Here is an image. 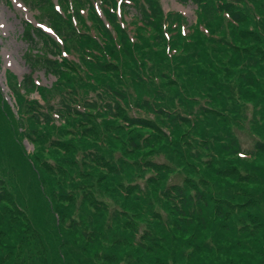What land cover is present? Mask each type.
I'll return each instance as SVG.
<instances>
[{"label": "rangeland", "instance_id": "obj_1", "mask_svg": "<svg viewBox=\"0 0 264 264\" xmlns=\"http://www.w3.org/2000/svg\"><path fill=\"white\" fill-rule=\"evenodd\" d=\"M228 1L243 7L248 22L246 30H253L260 35V39L255 37L253 41L248 38L246 41H232L231 33L235 29L229 16L222 18L210 30L200 26V40L207 46L205 54L217 48V40L226 35L227 41L237 48L229 50L219 45V61L214 80L206 83L225 89L226 97H222L224 95L221 93L203 89V85L198 86L201 89L191 86V77L185 81L177 80L180 73L189 71V66L182 60L186 54L179 39L191 42L195 34L193 27L197 23V15L193 6H182L177 0H160L165 18L181 14L187 22L170 28L167 25L164 37L162 33L140 24L135 19L134 10L129 9L127 14L117 12L119 26L128 36L129 59L126 47L122 50L117 33L97 8L114 37L112 46L116 53L109 56L107 63L116 68V73L102 72L109 65L102 66L105 60L93 50L95 48L90 49L87 45L83 49L88 53L80 54L73 52L76 51L75 46L68 43V52L60 39L63 51L60 60L72 66L60 77L59 74L53 75L45 70L42 61L31 65V56L41 54L24 40V24H31L55 38L47 20L53 13L52 8L49 6L41 12L32 3L34 0H0V73L5 71V85L8 89V93L5 92L0 84V180L7 181L2 189L12 191L9 202L13 200L16 205L13 207L8 204L0 213V255L15 245H22L27 250L41 245L40 231L43 227L38 230L35 221L51 225L57 218V214L50 215L52 206H55L54 200L50 198V205L45 201V195L52 194L57 200L61 197L75 198L79 210L82 206L88 210L95 203L109 210L110 214L116 210L125 214L128 211L127 216L150 229L153 223L137 211L146 208L143 207L144 201L155 205L168 220L167 223L177 222L172 216L171 207L159 197L165 187H185L194 183L205 191L206 184L214 182L225 184L223 188L226 185L232 187L234 184L231 181L228 183L220 178L208 180L210 172H213L210 168L217 166L220 171H225L224 164L231 168L228 169L230 173L238 169L242 174H251L257 161L245 156H218L216 149L207 148L205 139L197 131L205 127L211 139L219 138L221 145L236 140L244 152H251L260 140L254 123L259 121V128L264 132V0ZM51 2L54 10L63 14L75 13L73 0ZM82 16V23L76 17L72 20L68 17V24L75 30L77 40L87 37L93 43H107L103 32L94 25L92 16H88V12L82 13ZM68 24L65 27L71 32ZM238 30L243 38L242 29L238 27ZM9 53L13 54L20 68L10 65ZM133 58L135 63L131 61ZM249 58L262 60L263 70L251 72L247 68ZM203 65H195L196 70L201 68L209 74V68ZM251 75L258 82L257 90L261 91L262 97L257 95L259 91L244 85L243 79ZM197 77L198 73L195 72L193 79ZM68 79L71 80L70 85ZM110 86L128 99L126 114L131 119L152 121L163 133L133 129L123 118L110 117L104 109L106 105L100 111H89L87 104H112L110 93L106 90ZM148 102L151 110L141 107ZM61 104L68 105L75 112L77 110L84 117L75 115L66 122L62 113L50 114V106L57 108ZM203 109L206 114L201 115ZM159 112L182 116L191 122L189 128H183L185 136L182 139L174 136ZM47 117L52 118L54 128L46 125ZM134 143L141 144L143 149L137 151ZM100 155L106 163L125 162L129 170L126 169L122 178L114 177L110 170L92 162L94 157L98 159ZM209 162L211 167L208 166ZM152 164L165 166L164 172L172 171L173 174L163 177L149 169ZM154 180L156 185H153ZM242 188L257 190L248 185ZM234 192L230 195L234 196ZM237 197L239 199L240 195ZM65 206L68 205L61 204V207ZM34 210H39L36 211V217L31 215ZM18 211L26 219H20ZM70 214L68 210L70 219L77 217L75 212L71 217ZM69 223L68 220L66 225ZM3 224L12 225L11 230L16 233L15 241L18 242L8 243L10 237ZM127 253L129 251L124 252L123 256L118 255V258L127 259Z\"/></svg>", "mask_w": 264, "mask_h": 264}, {"label": "trees", "instance_id": "obj_2", "mask_svg": "<svg viewBox=\"0 0 264 264\" xmlns=\"http://www.w3.org/2000/svg\"><path fill=\"white\" fill-rule=\"evenodd\" d=\"M34 1L32 3L41 12L49 6L52 8L53 13L48 16L47 20L50 22V28L54 31L56 39L34 28L31 24H24L25 42L35 47L36 52L41 54L31 56L29 62L34 66L36 63L39 64L38 61H42L45 70L50 71L53 75L59 74L60 77L72 69V66L60 60L63 52L59 42L60 39L68 52L70 50L67 46L68 43L75 46L76 51L73 52L80 54L88 53L83 49L87 45L90 49L95 48L93 50L98 52L105 60L102 66L103 64L109 65L105 70H102L101 66L102 72L116 73V68L111 63H107L109 56L116 53L112 46L114 37L102 20L97 8L102 11L105 20L117 33L122 50L123 47H126L128 59L129 53L126 40L128 36L126 33L124 34L119 26L117 12L121 11L127 14L129 9L134 10L136 12L135 19L140 24L162 33V37H164L163 32L167 25L170 28L172 25L187 23L185 17L181 14H173L165 18L160 0H73L76 14H63L59 10H54L52 0ZM177 1L182 6L196 8L197 15V23L193 27L195 34L191 38L192 41L187 42L185 39H179L186 54L182 60L189 66V71L180 73L177 80L185 81L191 77V86L201 89L198 86L203 85V89H210V91L217 92V94L221 93L224 95L222 97H226L225 89L206 83H212L214 80L219 61V45L228 47L229 50L237 48L227 41L226 35L217 40L218 44L215 45L217 48H213L211 53L205 54L207 46L200 40V26L210 30L222 18L229 16L235 29L231 33L232 41H246V38L253 41L255 37L260 39V35L253 32V30H246L245 25L248 23L246 11L240 4H233L228 0ZM85 12H88V16H92L94 25L98 26L103 32L108 44H99V41L93 43V40L91 41L87 37L77 40L75 30L68 24V17H70V20L76 17L77 21L82 23V13ZM67 24L71 26V32H68L65 27ZM238 27L243 31V38H241ZM185 35L187 36V34ZM246 50L243 49V51ZM90 56H92V53ZM131 61L135 63L134 58ZM197 64H204L203 66L209 68V74L201 68L196 70L195 65ZM261 64L262 60L249 58L247 68L251 72L262 71L263 65ZM93 65L96 67L95 63ZM195 72L198 73V77L193 79ZM70 81V79L67 80L69 85ZM243 83L249 89L257 90L259 87L253 75L244 78ZM32 86L34 87V82ZM106 90L110 93L112 104L100 102L87 104L89 111H100L101 107L106 105L104 109L110 117L123 118L124 121H128L127 124L132 126L133 129L142 128L156 133L162 132L161 128L152 121L141 118L131 119L132 117L126 114V107L129 106L126 96L119 94V91L112 86L106 88ZM260 92L257 95L261 96ZM230 94L232 95L233 91ZM212 99L214 100L213 97ZM183 106H186V104ZM141 107H147L145 108L147 110L152 109L149 102L147 104L143 103ZM63 109H65L64 112H62ZM52 113L56 115L62 113V118L66 122L75 115L84 117L77 110L75 112L68 105L62 104L57 108L50 106V114ZM159 113L168 123L174 136L177 139H182L185 136L183 128H189L191 122L182 116H174L164 112ZM204 114L206 113L203 109L201 115ZM259 124V121L254 123V129H257V136L260 140L257 141L251 152H244L242 146L236 140L230 142L231 145H221L219 138L211 139V134L205 130V127L198 128L197 131L205 139L207 148L216 149L218 156H245L248 159L257 161L258 164L250 171L251 174L246 175L238 172V169L230 173L228 169L231 168H228L227 164H224L226 170L220 171L217 166L211 167V162H209L208 166L211 167L210 169L213 172H210L208 180L213 181L220 178V180H226L227 182L231 181L234 184L232 187L226 185L223 188L225 184L219 185L217 182L206 184L205 191L194 183H190L185 187H165L159 197L171 207L172 216L177 219L176 223H167L168 220L163 217L162 212H159L155 205H152L149 201H144L143 207H146L145 209L137 210L138 213L146 219H150L153 223L150 229H146L141 226L139 221L127 216L128 211L125 214L116 210L110 214L109 210L95 203H92L88 210H85V206H82V209L79 210L75 198L61 197L57 200L52 194L51 196L45 195L44 199L50 205V198L54 200L55 206H52L53 209L51 208L50 215L52 213L57 214V218L55 217L54 224L51 225L50 223L42 225L37 220L35 221L38 230L43 227V230L40 231L42 235L41 245H35L30 250L22 245H15L0 255V264H264V132L259 128ZM46 125L52 128L55 127L52 118L48 117ZM176 143L179 145L178 142ZM134 147L137 151L143 149L141 144L134 143ZM103 158L102 155L98 159L94 157L92 162L99 167L102 166L110 170L114 177L122 178L129 170L125 162L106 163L102 161ZM164 168L166 169L165 166L152 164L149 169L157 174H162L163 177L173 174L172 171L164 172ZM6 182L4 179L0 180V213L8 207V204L16 207L13 200L9 202V198L13 194L12 191L2 189ZM153 185H156L155 180ZM246 185L257 190L248 191L242 188ZM232 191H235L234 196L230 195ZM237 195H240L239 199ZM62 203L68 206L61 207ZM88 204L87 202L86 205ZM40 210L44 213L42 209ZM68 210L71 213L70 217L74 212L77 213V217L70 219L67 215ZM164 210L168 211L169 209ZM36 211L39 210L33 211L31 214L33 217H36ZM17 214L20 219L24 218L21 212L18 211ZM68 220L70 223L66 225ZM29 223L33 225L32 221H29ZM3 226L10 237L8 243L11 244L16 240V233L11 230V224H3ZM126 251H129L125 255L127 259L120 260L118 255L123 256Z\"/></svg>", "mask_w": 264, "mask_h": 264}, {"label": "bare ground", "instance_id": "obj_3", "mask_svg": "<svg viewBox=\"0 0 264 264\" xmlns=\"http://www.w3.org/2000/svg\"><path fill=\"white\" fill-rule=\"evenodd\" d=\"M1 17H2V15H1ZM8 59H9L10 65H12L13 67L20 68L18 62L16 60H14L13 54L9 53L8 54ZM0 75H1L2 81H3L4 85H5L6 79H5L4 75H3V73H0Z\"/></svg>", "mask_w": 264, "mask_h": 264}, {"label": "water", "instance_id": "obj_4", "mask_svg": "<svg viewBox=\"0 0 264 264\" xmlns=\"http://www.w3.org/2000/svg\"><path fill=\"white\" fill-rule=\"evenodd\" d=\"M3 75H4V77H5V71L3 72ZM0 84L2 85V87L4 88V90H5V92L7 91L6 90V87H5V85H4V83H3V81H2V79H1V75H0ZM9 99V98H8ZM10 100V99H9Z\"/></svg>", "mask_w": 264, "mask_h": 264}]
</instances>
